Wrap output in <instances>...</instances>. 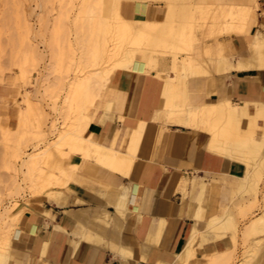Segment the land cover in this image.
<instances>
[{"label":"bare ground","instance_id":"1","mask_svg":"<svg viewBox=\"0 0 264 264\" xmlns=\"http://www.w3.org/2000/svg\"><path fill=\"white\" fill-rule=\"evenodd\" d=\"M8 1L6 0V2ZM66 2L67 0H65ZM82 4L78 13L75 12L72 15L68 12L70 16L62 11L58 17L56 16L57 18H54V23L55 21L56 23L53 25L52 38L48 44L50 66L52 69H56L57 72L53 69L55 75L58 71L59 73L51 86L47 87V91H50L54 98L62 96V103L59 108L53 109L56 114L54 118L50 119L43 106H34L29 94H23L24 101L22 107L17 111L16 126L19 130L25 129L23 132H29L31 139L24 141V135L21 133L22 141L18 140L14 144L11 140L13 142L11 145L14 148L5 161L6 167L10 170L11 176L9 177L14 182L12 184H15L14 188L17 191L26 187L22 185V182H28L31 188L30 198L36 200L44 197L58 205H66L68 195H75V192L69 187V183L78 166L70 163L71 156L80 155L84 159L94 160L111 169H116L125 158L132 168L136 160L131 152H121L116 149L118 135L114 137L109 147H105L97 141L93 132L88 133L93 125L89 120V111L101 96L102 90L107 86L112 75L119 71L142 76L155 73L157 78L162 80L164 69L160 70V66L161 62L165 61L164 58L167 54L173 57L170 68L175 74L171 78L172 83L178 75H183L189 80L201 74V66L209 52L208 50L204 51L207 49L205 46L206 48L202 51L203 54L205 52L204 59H195L193 53L197 35L189 28L186 31L185 24L179 21L180 19L187 21L197 9L201 15L199 16L203 19L201 21L212 19L213 25L210 26L205 21L204 25L206 27L207 25L208 27L214 26L215 28H213L215 32L218 31V34L228 37L242 34L247 40L249 56L241 58L248 64L250 62L256 66L257 61L264 67V25L262 29L257 28L254 32L251 31V27L258 24L257 19L253 17L254 7H252V4L259 7L257 0H238L237 2L223 0H83ZM149 4L158 5L163 9V17L155 20H151L150 17L149 19L141 18L140 15L146 8L145 6H149ZM134 5L137 6L139 15L133 19H126V15L132 16ZM66 17L71 19L69 30L62 27ZM220 19L227 21L222 23L219 21ZM24 21L23 25L26 23ZM204 25L203 27H205ZM78 29L82 32V35H80L81 33L78 35L83 37H79L77 40V37H72ZM215 34L214 36L218 35ZM75 36L77 35L75 34ZM206 37H202V39ZM29 39L28 37L27 42L31 49L33 46ZM253 43L254 47H252ZM16 48L18 47L16 46ZM35 48L32 50H36ZM12 49L15 50L11 47L12 52ZM37 50L36 53L27 51L37 55ZM24 51L26 52V50ZM24 51L21 52L23 56ZM23 63L21 65H24ZM16 65L18 66V62ZM19 71L21 72V70ZM169 90L171 91V86ZM171 99V95H167L164 107L156 110L153 117L154 120L161 122L159 130L161 140L168 134L169 125L185 126L193 130L208 132L211 150L220 153L228 160L242 161L252 166V171H248V168L244 167L242 175L239 176L240 193L248 188V193L250 191L256 193L255 197L260 192L264 197V191H260L261 189L258 188L259 180L264 177L260 171L261 167H264V125H257L264 122V102L255 100L253 108H249L245 104L238 106L226 100L209 106H193L188 103L187 106L176 109ZM55 100H53L54 105L58 106V102ZM116 103L117 100H114L108 105L107 111L101 116V121L98 124H104V121L110 117L109 113L116 108ZM250 116L252 121L246 123L245 120H242L250 118ZM241 124L246 128V134L241 133ZM256 126H259L260 129ZM257 131H259V136H255ZM132 134L134 137L138 136V130H134ZM10 135L9 130L4 133L5 140L9 142L8 145L11 143L9 138L11 139L12 136L10 137ZM257 156L261 157L260 161L251 163ZM249 160H251L250 163ZM262 182L261 180L260 183ZM20 201L12 198L8 205L0 203V264H9L10 249L14 242L19 240L22 232L16 222L24 216L30 200L24 199V206H20ZM35 211L36 214H41V217L54 219L51 209L39 212L35 208ZM243 213L244 210L240 214ZM245 214L243 215L245 216ZM248 221L241 228L240 238L250 240L254 235L260 234L261 236L255 239L249 253L247 252L243 259L235 264H256L258 256L264 257V208L262 213L249 218ZM56 228L60 227L56 226ZM235 231L232 216L225 212L224 215L212 218L206 223V230L201 234V237H199L198 230L194 228L187 244L177 249L194 261L197 260L196 247L194 246L196 240L200 239V244L197 245L202 246L203 242L218 239L227 233L234 242ZM74 232L81 235L83 226L80 224ZM74 244V241H70L71 246ZM234 254L235 251L232 249L208 257L205 264H230ZM161 264H175V262H162Z\"/></svg>","mask_w":264,"mask_h":264},{"label":"crops","instance_id":"2","mask_svg":"<svg viewBox=\"0 0 264 264\" xmlns=\"http://www.w3.org/2000/svg\"><path fill=\"white\" fill-rule=\"evenodd\" d=\"M145 7L141 18L155 20L163 17V9L158 5ZM258 14V22H261L264 20V9ZM138 15L134 5L132 16L136 18ZM205 46L194 45L196 60L204 59L206 50L209 53L201 66V74L189 80L181 75L186 80H178L177 77L171 82L170 58L161 62L160 70L168 72L163 74L162 80L155 73L137 76L119 71L112 75L107 96L103 94L101 99L99 97L89 111V120L93 125L88 133L93 132L97 141L105 147H109L118 135L116 149L131 152L136 158L132 168L126 158L116 169L94 160L87 161L81 164L70 180L69 187L75 195H68L66 205H58L44 197L31 201L39 205L45 199L47 208L36 209L39 212L51 209L54 219L31 212L23 216L24 221L20 224L22 232L10 249L9 264L190 262L177 248L187 244L194 228L201 237L210 219L225 214L223 212L231 205L232 192L240 184L239 176L245 166L211 150L210 135L206 131L169 125L168 134L161 140V122L153 119L154 114L164 107L167 95H171L176 109L188 103L209 106L229 100L243 106L247 99L264 100V70H251L262 68L261 64L256 61L254 66L241 58L246 57L248 52L245 37L231 36L219 40L215 53L211 44ZM225 49L231 50L235 59L231 54H223ZM203 50L204 56L198 55ZM209 61H213L212 67ZM210 71L214 72L213 75H206ZM256 71L261 74L254 73ZM223 74L227 75L224 85L220 79ZM210 76L213 83L206 82ZM210 89L213 91L209 95L206 90ZM192 92V96L198 94V98H193L191 103ZM181 93L185 97L184 104L177 106L176 99ZM114 100H117L116 108L109 113L110 117L103 125L98 124ZM252 107L253 104H249V108ZM242 120L246 123L250 121L248 118ZM136 129L138 136L134 137L132 133ZM246 131L241 133L246 134ZM70 163L78 166V162ZM202 195L201 207L195 199L200 201ZM246 199L250 198L247 196ZM124 210L130 213L126 214ZM80 224L83 226L81 235L74 232ZM227 238L233 242L227 233L218 239L203 242L202 246L197 245L200 239L196 240L197 260L205 262L204 254H208L205 256L207 259L232 250L226 248ZM70 241H74V246L70 245Z\"/></svg>","mask_w":264,"mask_h":264},{"label":"rangeland","instance_id":"3","mask_svg":"<svg viewBox=\"0 0 264 264\" xmlns=\"http://www.w3.org/2000/svg\"><path fill=\"white\" fill-rule=\"evenodd\" d=\"M82 1L83 0H67V2L65 3V0H9L8 2H6V0H0V67L2 69V70L0 69V72L5 71V72H2L3 74L0 73V203L2 205L3 204L8 205V204H10L9 200H12V198H13V200L14 199L21 200L19 202V203H21L20 206H24V202H23L24 199L30 200L28 203L29 205H27L28 207H27L26 211L24 212L25 213L24 217L26 214H28L30 212L36 213L35 208H37V207L41 210L47 208L45 206V204H48V202L45 199H43L41 204H39V205L35 202H31L34 200V198H30L31 188L29 187V183L28 182H22V185L26 186L28 188L25 187V188L21 189L20 191H17L16 188H14L15 184H12L14 182L9 177V176H11L10 170L6 167L5 161L10 156V152H12V150L14 148V146H12L11 144L13 142H14V144H16L18 142V140L22 141L21 139L23 136L20 135L21 133L25 137V138L23 137V140L25 139L24 141H26V140L29 141L31 139L29 132H27V133L23 132V131H25V129L19 130L18 127L16 126L17 111L23 105V101H24L23 94L28 93L30 98H31L32 103H34L33 104L34 106H36V107L37 106H43V108H45L44 110L48 113V117L50 119L54 118V116L56 114V111L54 112V110H55L54 108H59V106L62 103V96H60L58 98H54L53 94L50 91H47V87H49V85L51 86V84L53 83V80L55 81L56 76H58V73H59V71H58V73H56V75H55V72H57V71H56V69L53 68L55 70V72H54V70L51 68L50 56H49V52H47L48 44H50V41L52 38V30L54 27L53 25H55V23H56V21L54 23V20H55L54 18H57L59 13L62 11L66 12V13L69 12L72 15L75 12L78 13L79 9L83 5ZM257 3L259 5L258 8L254 4H252V7H254L253 17H255L257 19V21H259L258 11H262L264 9V0H257ZM66 4L67 5L70 4V5L67 6ZM260 4H261V9H260ZM65 5H66V7L64 8ZM192 15L193 16L190 17L191 19L188 18L187 21H185L186 19H180L179 21H181L183 24H185V27H186L185 30L187 28H189V30H192L197 35V40L194 41V43H195L194 45L198 44V45L205 46L209 43V44H211V46L214 49L213 53L217 52L218 51L217 46L219 44V40H223L225 37L226 38H230V37H228L224 34H218L217 33L218 31L215 32L214 26L208 27V25H207V27H206L204 25L205 22H207L211 26V25H213V21H212V19H208V21L204 20L205 22L201 21L203 19H201V17H200L201 15L197 9L194 10ZM125 18L126 19H133L132 16H128V15H126ZM24 20H27V21H24ZM23 21L26 22V23H24V25L22 24ZM70 21H71L70 17H69V19H68V17H66L65 21H63L62 27L64 29L67 28V30H69ZM219 21L224 23L227 20L226 19L225 20L220 19ZM258 23L259 24H257L256 26L254 25L251 27L252 32H254L257 28L262 29V26L264 25V20H262L261 22H258ZM191 25H192V28H191ZM203 25L205 27H203ZM207 28H208V30L210 29V31H208ZM212 28H213V30H212ZM216 30H217V28H216ZM207 31H208V34L206 33ZM75 32H74V35L72 38L77 37V40H78L79 37L80 38L83 37V36L78 35L80 33H81L80 35H82V32L79 31V29L77 30V33H75ZM215 33L218 35H216ZM75 34L77 36H75ZM214 34L216 36H214ZM207 35H212V36H210L211 39H213L212 38L213 36L215 38L213 40H211V39L209 40L210 37L209 36H208L209 38L206 37ZM26 36H27V38L28 37L30 38L29 41H30L31 45L33 46V48L36 47L35 49L36 50L38 49L37 55L33 54L34 52L36 53V50L33 51L32 50L33 48L30 49V47H31L30 45H29L30 47H28L29 43L27 42V38H25ZM238 36L243 37L242 34L238 35ZM16 37L18 40L15 39ZM202 37H206L205 39H207V38L208 39L205 40V39H202ZM20 38H21V40H20ZM15 40H17V41H15ZM9 42H11V43H9ZM24 43H26V44H24ZM24 45H26L25 47L28 49H26L24 47ZM253 45H254V43H253ZM16 46L18 48H16ZM11 47L15 48V50L12 49L13 52L11 51ZM23 48H25V49H23ZM22 50L23 51L26 50V52L24 51V56L21 53ZM27 50H30L33 53H31L30 51L28 53ZM20 53L22 54V56ZM27 53H28V57H27ZM222 53L225 55L231 54L233 56V58L235 59V55L229 49L223 50ZM9 55H10V57L8 58ZM198 55L203 56V53L200 51V52H198ZM30 56L31 57L33 56V57L31 58ZM247 56H249L248 52H247ZM34 57H35V59H34ZM167 57L170 58L172 61L173 57L171 55H168V54L164 58V60H166ZM29 58H31V60H29ZM33 59H34V61H33ZM16 62H18V66L20 68L16 65ZM21 62L22 63L25 62V63H23L24 65H21L22 64ZM171 64H172V62H171ZM209 64H210V67H212L213 61H209ZM261 67L262 68L251 69V70H258V71L264 70V67L262 65H261ZM19 70H21V72ZM243 70L244 71H251L250 69H243ZM163 71H164V73H168V72H165V70H163ZM258 71L254 72V73H257V74L260 73L261 74V72H258ZM20 73H21V75H20L21 77L19 76ZM171 73H172L171 76H174L175 73L172 70V68H171ZM213 73H214L213 71H210L206 75H213ZM137 76H142V75H137ZM226 76L227 75H224V74L220 76V79H221V82L223 83V85L225 84V77ZM177 77L179 78L178 80H181V79L186 80V78H183L182 76L178 75ZM21 78H23L24 80ZM211 78H212L211 76L208 77V79H206V82L207 83L208 82L213 83ZM112 79H113V77L110 79L107 86L102 90V93H101V96L99 99H101L103 97V94L105 96H107V92H108L107 90L110 87ZM211 91H213V89L206 90V93L211 94ZM193 94H194V92H192V94L190 95V101L189 102H191V103L193 102V100H192L193 98L195 100H197V98H198V94H196V97H193L192 96ZM184 98H185L184 95L181 93V95H179L176 99V105L180 106V105L184 104ZM55 99H57V100H55ZM53 100L58 102V106L54 105ZM251 100L252 99L244 100L243 104H247L248 107H249V104L254 105L255 101H251ZM187 102L188 101L185 99V103H187ZM261 102H264V100H261ZM239 103H241V102H239ZM250 111H251V109H250ZM248 119L250 121H252L251 116ZM263 123L264 122H262V123L260 122L257 125H261V124L264 125ZM256 127H258V129H260L259 126H256ZM240 128L242 130H246L244 128V125H242V124H241ZM129 129L130 128H127V130H129ZM7 130H9V132L11 133L10 137L12 136L11 139L9 138L10 142H11V140L13 141L9 145H8L9 142H7L4 138V133ZM256 130H257V128H256ZM26 131H27V129H26ZM17 135H18V137H17ZM255 136H259V131H257L255 133ZM17 138H19V139H17ZM9 148H11V149H9ZM255 158L256 159H254V161L249 160V163H250V161H251V163L256 162L258 160L260 161L261 157L257 156ZM70 161L78 162V167L76 169V170H78L82 163L87 162V161H91V160L79 158L77 155H74L71 157ZM241 163L245 167L248 168V171H252L253 168H251L252 167L251 165L245 164L242 161H241ZM262 167H261L260 171L263 173L262 176H264V167L263 168ZM76 170L74 171V174H75ZM261 180L263 181L262 183H260ZM23 183H25V184H23ZM258 188L261 189L260 191H264V177L259 180ZM27 189H29V190L27 191ZM247 189L248 188H245L243 190V193L242 192L240 193V191L238 190V186H237L236 190L232 192V195L230 198L231 205L229 204L223 212V214L225 212H227L232 216L234 223H235V229H236V231H235L236 232V239L234 241L235 244H234V242L229 241L228 238H227L228 242L226 243L227 249L233 248L235 251L234 257L232 259L233 262H230V264H235L236 262L241 261L243 259V257L245 256V254L251 250L252 246L254 245L255 239L257 237L261 236L260 234L254 235V237L252 236V239H250V240H242V237L240 238V233L242 230L241 228L244 227V224L249 222L248 221L249 218L251 219V217L253 218L254 216L260 214V212L262 213V210L264 208L263 193L262 192H260V194L257 193V197H255L256 193L253 191H250L248 193ZM15 190H16V192H15ZM238 193H240V194H238ZM27 194H29V195H27ZM247 196L250 198L249 200L246 199ZM203 199H204V195H202L200 201L197 199H195V201L199 202L200 206L202 207ZM248 201H250V202H248ZM247 202H248V205H247ZM258 202H259V204L257 205ZM240 209L244 210L243 214L246 213L245 214L246 217L243 214H240V213H242V210H240ZM24 217H21L20 220L18 222H16L18 224V225L16 224L17 227H20V224L23 223ZM246 221H248V222H246ZM209 254H211V253H209ZM213 254H214V252L211 255H213ZM207 255L208 254L203 255L204 261H206L205 256H207ZM211 255H209V256H211ZM257 259H258V262L256 264H261V262H264V257L261 255L258 256ZM189 260H190V262H185L184 264H205V262H199V260H194L192 262H191L190 258H189Z\"/></svg>","mask_w":264,"mask_h":264}]
</instances>
